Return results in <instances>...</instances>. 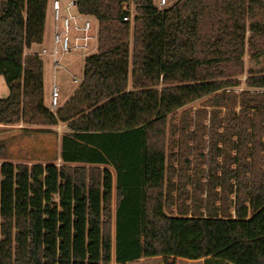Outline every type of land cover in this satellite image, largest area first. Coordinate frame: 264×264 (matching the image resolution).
<instances>
[{"label":"trees","instance_id":"obj_1","mask_svg":"<svg viewBox=\"0 0 264 264\" xmlns=\"http://www.w3.org/2000/svg\"><path fill=\"white\" fill-rule=\"evenodd\" d=\"M49 2L0 0V75L9 89L0 123L67 127L61 164L0 165V264L155 256L166 264H264V69L248 71L247 89H232L243 82L245 56L264 54V0H176L165 8L155 0H76L98 23V45L55 112L45 104L44 60L27 52L44 39ZM204 97L216 107L197 110L210 114L209 128L189 112L180 128L186 139L193 122L209 129L208 151L200 149L207 198L193 208L186 141V167L179 184L172 179L173 116ZM194 188L204 187L195 180Z\"/></svg>","mask_w":264,"mask_h":264},{"label":"rangeland","instance_id":"obj_2","mask_svg":"<svg viewBox=\"0 0 264 264\" xmlns=\"http://www.w3.org/2000/svg\"><path fill=\"white\" fill-rule=\"evenodd\" d=\"M157 4H159V0H155ZM176 0H167V3L164 7L169 6ZM53 11V9H52ZM54 13V12H53ZM92 22L94 24V28L98 30V23L96 19L92 17ZM97 40L94 41L95 48L92 51L94 53L97 50ZM45 55V54H43ZM86 56H82L81 54L74 52L71 54H67L63 58L60 59V65L56 67L55 72L57 75V81L59 82L60 86L64 89H73L78 86V82L73 81V77L82 78L83 70H84V59ZM45 63H46V86H48V93L51 90L50 81H51V62L47 56H44ZM245 65H246V72L243 76H241V80L243 81L241 85L238 87H233L232 89L237 90L240 92L243 89H247L246 85L244 84V80L248 75V71L250 69L258 70L264 69V54L259 57L251 58L250 56H245ZM8 86L6 83V79L4 75H0V97H3L8 94ZM51 99V97H50ZM208 97H204L202 99L196 100L190 104L185 105L184 107L178 109L173 116V121L177 124V131L173 134V138L176 139V145L174 147V151L176 152V159L174 160V167L177 174L173 176V180L175 183L179 184L180 182V175L179 172L182 168L186 167L184 163V159L182 157V150L180 147L184 145V141L188 144V150H186V155H188L189 159L191 160V168L188 171L191 175V183L187 186L189 190V199H187V204L193 206L195 201L201 202V200L205 201L207 198V185H204L207 179V171H208V163L206 160L200 156V149L207 152L208 151V144L210 140L209 136V124H210V114L205 117L198 116V111L201 108H206L208 111L216 108L208 103ZM61 98L59 97V103ZM62 105L58 104L56 108H52L51 104H49L50 108L55 112L57 108ZM222 114L225 108H222ZM185 112H189L191 116H193V120H200L201 123L206 124L208 126L207 129H203L199 131L196 128L195 122L191 126L192 132L190 138L186 139L184 136L182 137L180 128L183 125L182 122V115ZM172 115V114H171ZM171 115L169 118H171ZM205 115V114H204ZM198 116V117H196ZM198 118V119H197ZM24 124V123H23ZM195 129V131H194ZM197 129V130H196ZM67 131V127L64 123H60L57 126H31L25 124L19 132H12L5 135L0 134V165L4 161H12L13 163H26L29 166L33 163L37 162H50L54 161L57 164H61L60 158L58 156V149H59V142L60 137ZM170 136V134H169ZM201 140V144L200 141ZM200 146V147H199ZM58 156V157H57ZM222 157H220L221 159ZM113 174V197H112V208L115 210V203H116V173L113 167H109ZM199 171V173H198ZM200 181L202 182V186L204 187L202 191H198L196 193L194 188V182ZM174 195L178 196V191L176 190ZM195 200V201H194ZM178 209L177 205L173 206V213L177 214ZM171 260V259H170ZM112 264H166L165 260L161 256L155 257H146L141 260L131 261L127 263H116L114 260ZM176 264H200V263H189L186 260L177 258Z\"/></svg>","mask_w":264,"mask_h":264},{"label":"built area","instance_id":"obj_3","mask_svg":"<svg viewBox=\"0 0 264 264\" xmlns=\"http://www.w3.org/2000/svg\"><path fill=\"white\" fill-rule=\"evenodd\" d=\"M158 3L162 8L166 5L167 0H159ZM51 7L56 21L54 44L51 50L43 48L41 54L52 56L56 67L60 65V59L67 54L74 52L82 56L91 54L95 48L94 41L98 42V30L96 33L92 17L78 12L76 0H65V2L51 0ZM81 80L82 78L73 77L74 82L80 83ZM59 95V86L54 83L50 99L52 108H56L60 104Z\"/></svg>","mask_w":264,"mask_h":264},{"label":"crops","instance_id":"obj_4","mask_svg":"<svg viewBox=\"0 0 264 264\" xmlns=\"http://www.w3.org/2000/svg\"><path fill=\"white\" fill-rule=\"evenodd\" d=\"M62 2H65V0H62ZM55 29H56V21L54 18V13L52 11V7H51V0L49 2L48 5V10H47V17H46V25H45V32H44V39L42 41V43L39 44H33L31 46V48H29L27 50L28 53H38L42 59L44 60V97H45V104L50 108L49 104H50V97L52 94V86L53 84H57L59 86V90H60V95L59 97L61 98L60 104H64L70 97L71 95L75 92L76 88L75 87L73 89H64L63 87L60 86L59 82L57 81V75L55 72L56 66L54 65V60L53 57L50 55H43L41 54V50L43 48H47L48 50H51V48L53 47L54 44V34H55ZM44 56H47L48 59L50 60L49 62H51V83H50V87L51 90L48 93V86H46L45 82H46V63H45V59ZM79 85V84H78ZM25 124L23 123H16V124H5V123H0V134L1 135H5L8 133H12V132H19V130L24 127ZM60 125V124H59ZM31 126H36V125H31ZM9 161V160H7ZM144 259V258H141ZM138 259V260H141ZM179 259H183L188 261L189 263H200V264H205L204 259H184V258H179ZM136 261V260H135Z\"/></svg>","mask_w":264,"mask_h":264}]
</instances>
